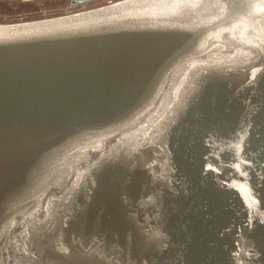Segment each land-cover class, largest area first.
<instances>
[{
  "label": "water",
  "instance_id": "1",
  "mask_svg": "<svg viewBox=\"0 0 264 264\" xmlns=\"http://www.w3.org/2000/svg\"><path fill=\"white\" fill-rule=\"evenodd\" d=\"M0 264H264V0L0 23Z\"/></svg>",
  "mask_w": 264,
  "mask_h": 264
},
{
  "label": "rangeland",
  "instance_id": "2",
  "mask_svg": "<svg viewBox=\"0 0 264 264\" xmlns=\"http://www.w3.org/2000/svg\"><path fill=\"white\" fill-rule=\"evenodd\" d=\"M118 1L91 0L76 6H71V0H0V23L56 17L72 11L73 13L86 11Z\"/></svg>",
  "mask_w": 264,
  "mask_h": 264
},
{
  "label": "built area",
  "instance_id": "3",
  "mask_svg": "<svg viewBox=\"0 0 264 264\" xmlns=\"http://www.w3.org/2000/svg\"><path fill=\"white\" fill-rule=\"evenodd\" d=\"M71 6H76V5H71ZM70 13H73V12H69V13H67V14H70ZM65 15V14H64ZM47 18V17H46ZM46 18H41V19H46ZM51 18V17H50ZM37 20H39V19H37ZM28 21H32V20H28ZM17 22H23V21H17Z\"/></svg>",
  "mask_w": 264,
  "mask_h": 264
},
{
  "label": "bare ground",
  "instance_id": "4",
  "mask_svg": "<svg viewBox=\"0 0 264 264\" xmlns=\"http://www.w3.org/2000/svg\"><path fill=\"white\" fill-rule=\"evenodd\" d=\"M120 1V0H119ZM101 2V1H100ZM107 2H109V1H107ZM106 3V2H105ZM104 4V3H103ZM111 4V3H110ZM86 9V8H85ZM93 9V8H92ZM88 10H90V9H88ZM73 12V11H72ZM41 14V13H40ZM52 15V14H51Z\"/></svg>",
  "mask_w": 264,
  "mask_h": 264
}]
</instances>
